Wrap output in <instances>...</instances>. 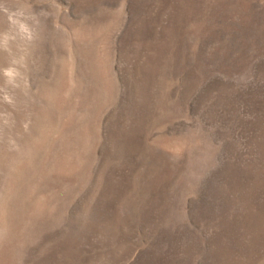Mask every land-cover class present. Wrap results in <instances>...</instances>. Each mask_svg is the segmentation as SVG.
I'll list each match as a JSON object with an SVG mask.
<instances>
[{"label": "rangeland", "instance_id": "obj_1", "mask_svg": "<svg viewBox=\"0 0 264 264\" xmlns=\"http://www.w3.org/2000/svg\"><path fill=\"white\" fill-rule=\"evenodd\" d=\"M0 264H264V0H0Z\"/></svg>", "mask_w": 264, "mask_h": 264}]
</instances>
